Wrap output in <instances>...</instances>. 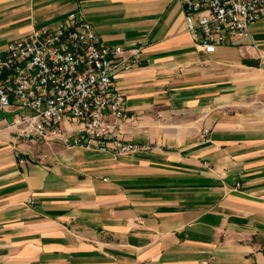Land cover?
<instances>
[{
	"label": "crops",
	"instance_id": "crops-1",
	"mask_svg": "<svg viewBox=\"0 0 264 264\" xmlns=\"http://www.w3.org/2000/svg\"><path fill=\"white\" fill-rule=\"evenodd\" d=\"M75 13L141 49L116 131L149 149L21 142L20 164L0 114V264H264V20L207 54L178 0H0V54Z\"/></svg>",
	"mask_w": 264,
	"mask_h": 264
},
{
	"label": "built area",
	"instance_id": "built-area-1",
	"mask_svg": "<svg viewBox=\"0 0 264 264\" xmlns=\"http://www.w3.org/2000/svg\"><path fill=\"white\" fill-rule=\"evenodd\" d=\"M178 1L185 31L207 54L249 39L250 27L264 20V0ZM67 19L53 28L32 29L0 54V114L7 116L5 128L14 135L18 162L24 163L21 142L55 141L117 158L148 150L122 141L116 131L134 117L114 79L140 65L141 49L101 45L81 15ZM63 124L76 126L74 134Z\"/></svg>",
	"mask_w": 264,
	"mask_h": 264
}]
</instances>
